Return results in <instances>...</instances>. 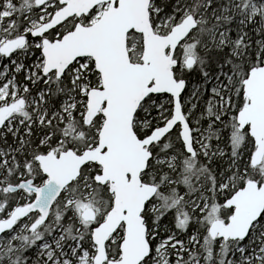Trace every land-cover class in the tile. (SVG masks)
I'll list each match as a JSON object with an SVG mask.
<instances>
[{
    "label": "snow or ice",
    "instance_id": "1",
    "mask_svg": "<svg viewBox=\"0 0 264 264\" xmlns=\"http://www.w3.org/2000/svg\"><path fill=\"white\" fill-rule=\"evenodd\" d=\"M0 264H264V0H0Z\"/></svg>",
    "mask_w": 264,
    "mask_h": 264
}]
</instances>
